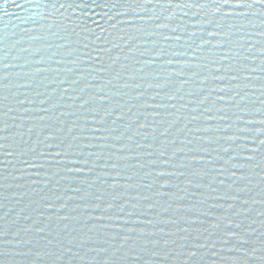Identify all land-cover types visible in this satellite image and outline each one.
<instances>
[{
	"label": "water",
	"instance_id": "obj_1",
	"mask_svg": "<svg viewBox=\"0 0 264 264\" xmlns=\"http://www.w3.org/2000/svg\"><path fill=\"white\" fill-rule=\"evenodd\" d=\"M0 264H264V3L0 0Z\"/></svg>",
	"mask_w": 264,
	"mask_h": 264
},
{
	"label": "snow or ice",
	"instance_id": "obj_2",
	"mask_svg": "<svg viewBox=\"0 0 264 264\" xmlns=\"http://www.w3.org/2000/svg\"><path fill=\"white\" fill-rule=\"evenodd\" d=\"M262 3H264V0H261Z\"/></svg>",
	"mask_w": 264,
	"mask_h": 264
}]
</instances>
